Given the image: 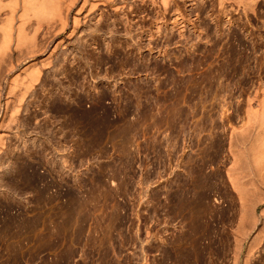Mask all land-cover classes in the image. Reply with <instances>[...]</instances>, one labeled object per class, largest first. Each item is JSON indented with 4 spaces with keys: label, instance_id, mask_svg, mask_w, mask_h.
<instances>
[{
    "label": "rangeland",
    "instance_id": "374dc122",
    "mask_svg": "<svg viewBox=\"0 0 264 264\" xmlns=\"http://www.w3.org/2000/svg\"><path fill=\"white\" fill-rule=\"evenodd\" d=\"M117 2L123 9L101 6L53 52L17 121L3 128L0 216L19 223L10 238L0 230V264H181L175 256L190 238L189 264H233L234 256L243 264L257 233L248 261L264 264V120L251 123L261 137L240 134L246 101L264 108V0L246 14L226 5V15L213 0H173L169 10ZM97 21L102 30L92 33ZM234 35L237 62L225 54ZM210 39L220 41L217 56L204 53ZM188 82L194 91L183 90ZM228 169L240 174L241 191ZM71 204L79 207L69 215ZM242 208L249 222L236 249Z\"/></svg>",
    "mask_w": 264,
    "mask_h": 264
},
{
    "label": "bare ground",
    "instance_id": "6f19581e",
    "mask_svg": "<svg viewBox=\"0 0 264 264\" xmlns=\"http://www.w3.org/2000/svg\"><path fill=\"white\" fill-rule=\"evenodd\" d=\"M3 1L4 0H0V146L1 147H3L4 136H5L3 128H5V129L9 128L10 126H12L17 121V117H18L17 114L19 113L21 104L23 102H25L27 95L29 96V92H30V94L32 93L33 86L38 82L41 66L43 67V65H45V64L48 65V62L50 63L49 60H50V57L53 54V52L56 49H60V47H62L64 45V43H66L67 40H70L71 38L75 37V35H77V33L80 32L79 30L81 28L83 30V26H85L86 21L89 20L88 17L90 14H94L96 11L100 10L101 6H104V5L107 6L108 8H110L112 10V12L113 11L116 12L120 8L118 6L119 1L117 2V0H5L4 2ZM171 1H173V0H157V2L155 0H150L151 3L158 4L162 10H169L168 8H169ZM257 1L258 0H213L212 5H213V7H216V9L218 10V13H221L223 15L227 14L226 5H230V6L234 5L236 8H238L239 10L243 11L246 14L247 11L252 10V8L257 3ZM120 6H123V5H120ZM121 8L119 10H121ZM119 10H118V12H119ZM98 20L100 21V16H99ZM99 21L95 22V24L93 25L92 30H91L92 33L93 32L98 33L99 31L102 30V28L100 27L102 23L101 22L99 23ZM31 25H33L34 27L32 28L33 30H31V33L29 35L28 32H26L25 30L27 27H30ZM218 27H219V24L216 23V26L214 28V35L215 36L221 34V32L218 31ZM107 28H108V26H107ZM108 29H110V28H108ZM203 29L206 32L207 37H209L210 33H209L208 28L204 27ZM36 34H38V36H36ZM88 35H90V34H88ZM226 35H229V33L227 32ZM233 37H235L234 38L235 45L233 46V48H231L230 46L225 47V54L227 55V61L237 62L239 59H241V55H242L241 50L242 49L240 48L241 44L239 42L240 40L238 39V37L236 35H234ZM76 38H77V36H76ZM210 41L214 42V43L211 42V43H213L212 44L213 46L212 47L209 46L210 48H205L204 53H206V55L208 57H213V55H215V54L217 56L218 55L217 46L221 45L220 41L216 40V39H215V41H214V39H212V40L210 39ZM47 43H48V45L50 44L51 46L46 47V46H48V45H46ZM83 47H84V45H83ZM16 53H17V55H16ZM39 55L44 57V58L43 59L41 58V60H38L37 57ZM43 61L45 63H43ZM221 68H222V64L220 65L219 69H221ZM232 70L236 71L235 68H233ZM212 73H213L212 71H210L209 74L206 73L203 76L202 81H207V83H209L210 82L209 76H211ZM188 84H189V82H188ZM190 84H189V86H190ZM209 86H211V85H209ZM188 87L187 88L184 87L183 90L194 91V90H192L193 87L190 86L189 87L190 89H188ZM194 88H196V87L194 86ZM179 91L180 90L177 89L175 91V93H177ZM191 93H193V92H191ZM177 94H179V93H177ZM172 95H174V94H172ZM251 101H252L251 99H248L246 101V105H245L246 106L245 113L247 116V117H245L246 118L245 122L248 124L245 126V128L242 129V132H240V134H242V136L246 135L245 140H246V138H249L256 133V131H255V133L252 134L251 128L253 127V125L251 123L254 122L255 119H258V118L259 119L262 118V120H264L263 119L264 108L262 106L263 103L261 101H259L258 106L260 108L254 109V107H252V105H251ZM210 105L213 106V104H211V103H210ZM202 107H203V105H202ZM175 110H176V108H175ZM83 113H85V112H83ZM88 117H89V115H88ZM87 118H86V120H87ZM99 120H101V119H99ZM250 124H251V126H250ZM94 127L95 126H93V128ZM258 128L261 129L260 126ZM95 132H94V134H95ZM88 133L89 132H87L86 134H88ZM263 133H264V131H263ZM256 134L254 136H256V137L260 136L261 137L260 134H257L258 136ZM236 135H237V133L235 134V131H234V133L233 132L231 133V135L229 137L230 139L228 138V140H229V145H228L229 150L228 151L233 155V159H235L234 156L236 155L234 153H237L234 150V148H236L235 147L236 146L235 145V143H236L235 139H238V138H235ZM257 139H259V138H257ZM92 140H91V142H92ZM261 141L260 142L263 144L264 141L263 140H261ZM262 146H263V155L260 156L259 159H262L264 161V145H262ZM256 150L257 149H255V151ZM238 151H240V150H238ZM249 152H250V150H249ZM259 154H262V153H259ZM242 155H243V153H242ZM236 158H237L236 160H238V157H236ZM256 159L255 160L258 161V157ZM236 160H234V161H236ZM238 161L241 162L240 160H238ZM238 161H236V162H238ZM252 163H254V162H252ZM234 165H236L235 162H234ZM239 165L240 164L237 163L236 167H239ZM237 169H239V168H237ZM246 169H248V168H246ZM246 169H244V170H246ZM235 170L236 169H233L232 171H230L228 169L227 178H228L229 182H231L230 184L232 186H234L236 189H238V191H241L242 189L240 187H241L242 183H241V180H239L240 174H238V171L237 170L235 171ZM26 172H27L26 177L28 180H32V181L37 180L36 177H34L32 170H31V172H29V170H27ZM242 185H244V184H242ZM247 193H249V192H247ZM263 194L264 193L260 194L259 199H261V201H263V203H264V195ZM245 195H247V194H245ZM245 195L243 194L242 198H244ZM261 195H263V196L261 197ZM248 197H250V196L248 195ZM245 201H246V199H245ZM77 207H79V206H75V205L71 204L70 207H68L70 209L68 214L70 215V214L76 213L77 211L75 212V210ZM85 208H87V204H85L84 206H81L79 211L82 209L84 210ZM244 209L247 211L246 208H242L240 211L241 213H240V217L238 219V222H236L237 227L235 230H236V234H237V236H236L237 241L234 240L236 242V246L234 245L235 248L238 247L239 246L238 244L240 243L238 241L239 240L238 239V233L240 231H242L241 227L246 226L244 224L249 222L248 218H246L248 216V213L246 214ZM1 213L5 215V210H3L2 205H0V214ZM191 214H193V213L191 212ZM68 217L71 219V216H68ZM76 217L78 218V216H76ZM77 220H79V219H77ZM18 223L19 222L17 219H11V218L6 219L5 217L0 216L1 235L3 234L4 237L9 236L8 238H10L11 235L14 234V233H10L11 229L14 227L15 228L18 227ZM34 224H35V221L31 220V221H29V223H26L25 225H27V227H28V225L34 226ZM252 225L254 226L255 224H252ZM27 227H25V228H27ZM55 227L56 226H54V228ZM260 232H261V230L259 231V233ZM258 235L259 234L257 233L254 236L253 240L251 241L249 248L247 250V254H246L245 259L243 261V264H250L249 262H251V261H248V256L250 255V251L253 250V247L256 245L255 241L258 240ZM183 243L186 245V247H183V249H181V251L178 252L177 254L175 253L176 254L175 261L178 263H181V264H189L193 259L192 254L195 253L194 252L195 251L194 250L195 249L194 248L195 240L193 238H190V240L187 242V239H185L183 241ZM237 260H239L238 257L234 256V263L235 264L238 263ZM249 260H250V258H249Z\"/></svg>",
    "mask_w": 264,
    "mask_h": 264
}]
</instances>
